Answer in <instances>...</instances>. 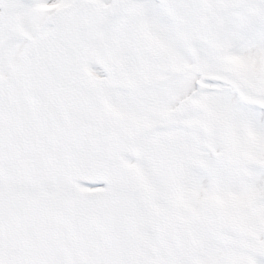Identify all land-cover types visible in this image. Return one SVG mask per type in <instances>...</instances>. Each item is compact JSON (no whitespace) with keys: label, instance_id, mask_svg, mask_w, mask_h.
Returning a JSON list of instances; mask_svg holds the SVG:
<instances>
[{"label":"snow or ice","instance_id":"6c2138e0","mask_svg":"<svg viewBox=\"0 0 264 264\" xmlns=\"http://www.w3.org/2000/svg\"><path fill=\"white\" fill-rule=\"evenodd\" d=\"M0 264H264V0H0Z\"/></svg>","mask_w":264,"mask_h":264}]
</instances>
